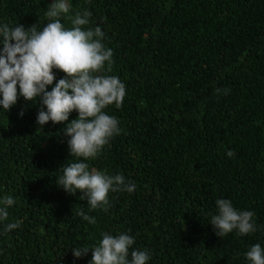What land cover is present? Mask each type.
<instances>
[{"label":"trees","instance_id":"16d2710c","mask_svg":"<svg viewBox=\"0 0 264 264\" xmlns=\"http://www.w3.org/2000/svg\"><path fill=\"white\" fill-rule=\"evenodd\" d=\"M52 3L0 0V25L42 30ZM69 4L61 22L71 28L70 17L90 10L85 27L99 26L113 50L112 71L101 74L126 86L122 107L105 109L120 134L84 162L123 174L136 188L111 192L107 211L91 209L82 193L57 185L71 159L64 129L78 112L42 127V98L21 96L8 112L0 106V200L16 201L0 221V264H90L104 233L134 237L129 259L133 250L147 251V264H251L246 252L264 248V0ZM54 71L56 82L65 77ZM218 199L254 212L256 230L218 237L210 224ZM14 222L20 226L6 232ZM84 247L88 254L75 257L73 248Z\"/></svg>","mask_w":264,"mask_h":264},{"label":"clouds","instance_id":"9594fccd","mask_svg":"<svg viewBox=\"0 0 264 264\" xmlns=\"http://www.w3.org/2000/svg\"><path fill=\"white\" fill-rule=\"evenodd\" d=\"M69 12V0H54L46 11L49 22L42 30L36 24L27 30L23 25H0V106L8 112L21 96L32 102L42 98L46 111L41 108L37 117L42 127L49 121L67 122L73 111L78 112V117L64 129L70 137L71 159L61 168L63 175L57 185L71 194L82 193L80 200L87 197L91 209L103 206L107 211L111 192L132 193L136 185L126 183L123 174L90 170L84 161L97 158L110 140L120 134L118 119L106 114L105 109L113 104L116 108L122 107L126 86L117 76L101 74L112 71L113 50L105 47V33L99 26L85 27L90 23L92 12L77 11L70 17L72 27L66 28L60 17ZM54 70L62 71L65 77L56 82ZM227 155L234 157L235 153L229 150ZM15 202L10 195L0 200L3 205L0 221L8 219V208ZM216 205L218 214L211 217L210 224L218 237L233 230L242 236L256 230L254 212L237 210L230 199H218ZM77 214L88 223L96 222L83 210ZM19 226L20 222L8 223L4 230L8 232ZM134 243L135 238L127 233L115 236L104 233L100 243L91 248L90 264H147L150 258L147 251L133 250L129 259V249ZM89 250L88 247L73 248V254L80 258ZM246 258L251 264H264V248L258 243L253 245L246 252Z\"/></svg>","mask_w":264,"mask_h":264}]
</instances>
